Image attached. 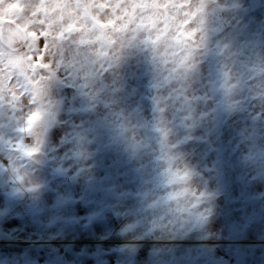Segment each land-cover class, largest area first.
<instances>
[{
  "label": "clouds",
  "instance_id": "9594fccd",
  "mask_svg": "<svg viewBox=\"0 0 264 264\" xmlns=\"http://www.w3.org/2000/svg\"><path fill=\"white\" fill-rule=\"evenodd\" d=\"M23 5L0 26V219L9 202H42L46 168L92 180L101 152H112L146 174L119 226L125 247L141 232L218 239L220 192L192 158L222 117L264 113V30H246V0ZM130 67L143 68V90H129Z\"/></svg>",
  "mask_w": 264,
  "mask_h": 264
},
{
  "label": "rangeland",
  "instance_id": "374dc122",
  "mask_svg": "<svg viewBox=\"0 0 264 264\" xmlns=\"http://www.w3.org/2000/svg\"><path fill=\"white\" fill-rule=\"evenodd\" d=\"M246 3V30H264V0ZM23 6L15 0L0 7V26L15 21ZM142 72V67L126 70L129 90H143ZM254 116L251 110L222 117L192 158L220 192L218 239L141 232L136 246L125 247L119 226L135 213L146 174L122 156L101 152L94 179L61 175L50 166L43 173L47 187L39 205L9 202L12 214L0 219V264H264V113ZM86 118L87 113L73 116ZM63 131L52 132L53 142ZM53 216L55 225L42 223Z\"/></svg>",
  "mask_w": 264,
  "mask_h": 264
}]
</instances>
